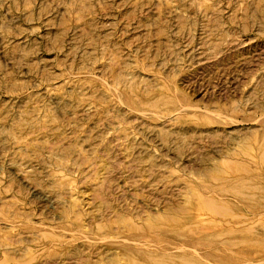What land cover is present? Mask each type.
I'll return each mask as SVG.
<instances>
[{
	"label": "rangeland",
	"instance_id": "rangeland-1",
	"mask_svg": "<svg viewBox=\"0 0 264 264\" xmlns=\"http://www.w3.org/2000/svg\"><path fill=\"white\" fill-rule=\"evenodd\" d=\"M130 250L264 264V0H0V264Z\"/></svg>",
	"mask_w": 264,
	"mask_h": 264
},
{
	"label": "bare ground",
	"instance_id": "bare-ground-1",
	"mask_svg": "<svg viewBox=\"0 0 264 264\" xmlns=\"http://www.w3.org/2000/svg\"><path fill=\"white\" fill-rule=\"evenodd\" d=\"M165 252L149 251V250H140V251L130 250V254H128L129 255L128 263L129 264H204L202 258L197 253L194 254L193 252L188 250L169 252V253H165Z\"/></svg>",
	"mask_w": 264,
	"mask_h": 264
}]
</instances>
